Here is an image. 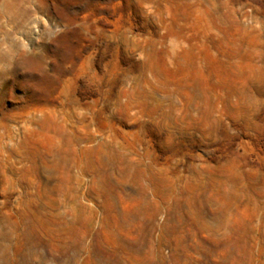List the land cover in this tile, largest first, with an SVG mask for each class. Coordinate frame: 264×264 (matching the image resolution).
<instances>
[{
  "label": "rangeland",
  "instance_id": "374dc122",
  "mask_svg": "<svg viewBox=\"0 0 264 264\" xmlns=\"http://www.w3.org/2000/svg\"><path fill=\"white\" fill-rule=\"evenodd\" d=\"M0 264H264V0H0Z\"/></svg>",
  "mask_w": 264,
  "mask_h": 264
}]
</instances>
